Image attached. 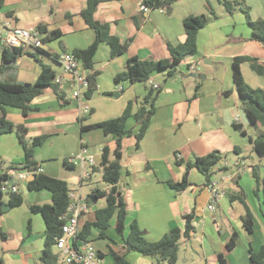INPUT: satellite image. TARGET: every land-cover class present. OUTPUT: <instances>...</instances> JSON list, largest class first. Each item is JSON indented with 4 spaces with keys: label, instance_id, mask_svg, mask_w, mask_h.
Listing matches in <instances>:
<instances>
[{
    "label": "crops",
    "instance_id": "0c3cea01",
    "mask_svg": "<svg viewBox=\"0 0 264 264\" xmlns=\"http://www.w3.org/2000/svg\"><path fill=\"white\" fill-rule=\"evenodd\" d=\"M242 1L249 8L252 20H264V0ZM86 5L87 0H3L0 24L21 29L41 27L47 33L59 31L61 36L42 44L39 50L22 52L16 60L3 58L5 51L9 56L13 52L0 41V80L33 84L41 64L49 66L56 76L68 78L54 57L84 50L94 41L93 31L81 17ZM221 6L220 0H180L167 13L166 9L144 11L141 0L101 3L94 19L108 23L110 33L125 43L127 49L112 58L109 46L99 45L93 60L96 89L85 100L89 114L79 118L77 101L65 94L61 104L51 87L43 88L26 115L19 109L5 108L7 120L24 126L27 138L44 137L43 144L34 151V158L41 165L40 173L65 181L75 190L83 172L90 171L91 176L83 181L81 189L99 172L92 170L101 161L102 147H108L110 159L116 147L115 139L102 130H81V127L119 117L128 102L141 100L152 84L159 86L155 113L138 146L135 138L138 127L132 119L126 125L132 134L121 139L119 188L125 203V228L121 234L116 231V214L109 221L105 238L99 237L96 227L90 228L87 239L101 255L100 264H114L111 252L124 254L129 264H155L151 257L125 252L124 243L131 225L136 223L148 242H157L171 229L178 228L183 233L184 218L190 214L193 231L189 238H180L176 264H250L249 250L257 252L264 246L260 181L264 175V157H258L253 150L252 139L258 130L250 124L242 108L232 68L234 58H248L240 64L243 80L252 89L264 92V75L252 67V59L264 67V43L251 38L242 13L236 15L235 9L229 14ZM207 7L212 8L217 19L198 32L196 55L179 65L186 70L188 63H195L198 77L193 78V73L187 70L177 72L178 67L169 76L166 70L156 72L145 83H121L122 90L118 91L114 78L127 69L129 58L149 61L169 58L168 44L176 46L185 41L183 20L207 14ZM9 62H13L10 67ZM204 75L206 78L202 79ZM158 76H164L162 85L157 81ZM81 145L87 147L95 160L94 167L74 163ZM212 153L220 159L212 170L211 181L218 182L225 195L211 212L207 210L208 184L195 168L189 171L190 184L185 190H174L168 183H178L183 178L185 167L177 162H193ZM23 159L18 136L1 134L0 169L20 167ZM30 181L31 177H27L19 183L22 198L19 206L4 210L7 201L3 200L0 205V230L9 236L7 240L0 238L3 264H41L46 227L43 217L33 213L31 206L49 204L52 195L45 189L28 190ZM96 189L107 190L108 186L91 188L90 193ZM96 203L80 219L81 230L86 223H94ZM248 211L252 215L251 232L243 224ZM233 232L237 239L229 250L227 243ZM53 252L58 253L56 248ZM218 256L222 257V263Z\"/></svg>",
    "mask_w": 264,
    "mask_h": 264
},
{
    "label": "trees",
    "instance_id": "16d2710c",
    "mask_svg": "<svg viewBox=\"0 0 264 264\" xmlns=\"http://www.w3.org/2000/svg\"><path fill=\"white\" fill-rule=\"evenodd\" d=\"M120 1V0H87L86 8L81 12L85 24L93 31L94 41L90 46L84 50H73L71 53L78 59L81 64L82 71L86 73L89 82L88 89L84 92V97L88 100L96 89V73L93 71L94 57L100 44L105 43L109 46L110 56L113 58L124 53L127 45L122 44L119 39L110 33V25L96 21L94 13L99 4ZM180 0H141V4L153 9L170 10L172 4ZM225 11L232 14L235 7H239L241 13L245 16L248 27L251 30V38L257 42L264 43V20H252L250 17V10L243 2H228L220 0ZM3 5V0H0V8ZM207 14L199 16H189L182 22L185 33V41L176 46L168 44L169 58L158 61L140 60L136 57L129 58L127 61V69L119 73L114 78V83L120 85L121 83H145L154 73L166 70L167 75H172L179 67L181 62L193 57L197 53V34L203 29L211 20L217 19L212 8L207 7ZM41 36L42 44H46L61 36L59 31L46 32L41 27L38 28ZM45 35V36H43ZM13 55L4 52L3 58L5 60H16V56L22 54L20 49H13ZM58 56L54 59L57 60ZM249 60L246 57H236L233 60V83L239 94L242 108L245 112L250 124L258 130L257 135L252 139V146L254 152L258 157H264V92L259 89H252L243 80L240 64ZM252 67L255 72L264 75V67L259 66L255 59H252ZM55 73L49 66L41 64L40 72L36 81L33 84L24 86L22 84H9L0 82V135L15 133L22 145L24 151V161L20 167H15L18 171L32 170L37 172L41 169V165L34 158L35 148L41 146L44 142V137L37 136L27 138V129L19 124H15L7 120L6 107L16 108L21 110L23 114L31 111L30 104L38 96L41 95L43 88L51 87L54 89L57 97L64 104L65 93L59 91L57 85L53 83ZM160 93V89L148 88L146 95L141 100L130 101L126 105L122 114L111 120H106L97 124L81 127V130L100 129L106 136H112L115 139L116 147L113 151V159H110V152L107 146L102 147L101 161L96 169L93 168L92 173L98 170L101 172L103 182L108 186L107 190H94L87 198V203L93 206L89 197L93 199L104 198L105 205L95 210V221L93 224L86 223L80 231V239L88 241L91 226L99 230V237L105 238V232L109 226V221L116 214V231L121 234L125 228V203L119 188L120 182V160H121V139L124 136L131 135V130L127 129L128 120L132 119L138 127V132L135 135L136 146L145 135L149 128L151 118L155 113V102ZM105 95H111L106 93ZM137 107L133 111L134 107ZM217 154H209L204 157L195 158L193 162L183 163L177 162L179 165H184L185 173L183 178L178 183L169 182L170 188L183 191L189 186L188 175L189 171L195 168L202 174L206 183L211 182L212 170L219 162ZM69 165L68 163H66ZM258 180V177H257ZM261 181V195L263 198L264 207V175ZM27 189L30 191L48 190L51 192V202L49 204L32 205L31 211L40 214L43 217L46 227V238L44 240L43 256L40 258L41 264H58L60 259L59 253L53 252L55 247L54 239L61 234V226L63 221L60 217L66 212L69 201L68 194L71 191L69 185L62 180L49 177L42 173L34 175L33 180L27 183ZM3 193L0 192V205L2 202ZM22 203L20 194L8 195L7 205L11 208L19 206ZM192 214L185 216L184 231L181 233L180 229H171L164 237L157 242H148L144 239L142 231L138 228L136 223L130 227V232L125 240V252H138L143 256L151 257L155 260V264H176L178 261L179 242L183 236L189 238L193 231L191 225ZM252 215L248 211L246 217L243 219L245 228L251 232ZM0 238L7 240L9 236L0 230ZM237 234L232 233V236L227 243V249H232L235 245ZM101 256V255H100ZM111 257L114 264H129L124 259V254H116L111 252ZM222 263V257L218 256ZM250 264H264V246L259 251L253 252L249 250L248 253ZM0 264H3L0 257Z\"/></svg>",
    "mask_w": 264,
    "mask_h": 264
},
{
    "label": "built area",
    "instance_id": "2783aa9c",
    "mask_svg": "<svg viewBox=\"0 0 264 264\" xmlns=\"http://www.w3.org/2000/svg\"><path fill=\"white\" fill-rule=\"evenodd\" d=\"M142 9L148 10L144 6ZM0 41L6 48L20 49L22 52L39 50L42 47L38 30L12 28L7 23L0 24ZM57 61L68 78L56 76L53 83L58 86L59 91L62 92V89H67L71 92V98L79 104V118H82L89 114V108L85 104L86 99L84 97V92L89 87L86 73L82 71L80 62L71 52H63L58 56ZM186 67L189 73H198V66L195 63H188ZM151 87L155 90L159 89L157 84H152ZM117 89L121 91L122 87L118 85ZM177 159H180L179 155H177ZM74 163L81 165L84 163L88 168L95 166V160L84 145H81L79 156ZM40 172V169L37 172L0 169V192L7 195L20 194L19 183ZM90 176V171L83 172L77 184V191L71 190L68 194L67 210L60 217L63 221L61 234L54 239L55 248L60 254L58 264H100L101 262V256L93 244L80 239V219L90 209L87 197L81 194V185L84 180H89ZM207 188L209 191L207 210L212 212L219 200L225 195V190L216 181H211Z\"/></svg>",
    "mask_w": 264,
    "mask_h": 264
},
{
    "label": "rangeland",
    "instance_id": "374dc122",
    "mask_svg": "<svg viewBox=\"0 0 264 264\" xmlns=\"http://www.w3.org/2000/svg\"><path fill=\"white\" fill-rule=\"evenodd\" d=\"M235 2H242L243 3V1L242 0H235ZM214 7L216 6V4L215 5H213ZM221 7H223V6H221ZM235 13H236V15H237V13H240L241 14V11H239V7H235ZM239 15V14H238ZM245 17V16H244ZM185 72L186 70L182 67V68H180L179 67V69H177V72ZM188 73V72H187ZM189 74V73H188ZM163 80H164V76H158V78H157V81H159L160 83H161V85H162V82H163ZM259 90H261V89H259ZM63 93H65L66 94V96L67 97H71V92L69 91V90H67V89H64L63 90ZM95 187H98L99 189H104V188H106L107 187V185L103 182V180H102V175H101V172H96V173H94V175L92 176V179H91V181H89L88 182V184H86V185H84L83 187H82V189H81V194L82 195H90L91 193H90V189L91 188H95ZM71 188V187H70ZM105 190V189H104ZM73 191H77V188H75V190H73ZM2 200L4 201V202H6L7 200H8V195L7 194H3V197H2ZM105 205V199L104 198H99L98 199V201H97V203H96V207L97 208H99V207H102V206H104ZM54 250H55V248H53Z\"/></svg>",
    "mask_w": 264,
    "mask_h": 264
},
{
    "label": "water",
    "instance_id": "95a60500",
    "mask_svg": "<svg viewBox=\"0 0 264 264\" xmlns=\"http://www.w3.org/2000/svg\"><path fill=\"white\" fill-rule=\"evenodd\" d=\"M169 12H170V10H167V13H169ZM12 65H13V62H9V63L7 64V66H9V67L12 66ZM192 77H193V78H196V77H198V76H197V74H192ZM201 78H202V79L206 78V75L202 76ZM6 80H8V79H6ZM0 82L5 83V79H1ZM8 83H9V84H15V82H9V81H8ZM16 84H22V85H24V86H28V85H29V84H23V83H19V82L16 83ZM116 96H117V95H116ZM31 180H33V177H31ZM89 200L91 201L92 204H95V203L97 202V200H96V199H93L92 196L89 197ZM9 208H10V206H8V205H5V206L3 207L4 210H5V209H9Z\"/></svg>",
    "mask_w": 264,
    "mask_h": 264
}]
</instances>
